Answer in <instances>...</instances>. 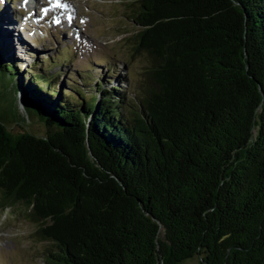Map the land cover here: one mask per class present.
<instances>
[{
	"label": "trees",
	"instance_id": "trees-1",
	"mask_svg": "<svg viewBox=\"0 0 264 264\" xmlns=\"http://www.w3.org/2000/svg\"><path fill=\"white\" fill-rule=\"evenodd\" d=\"M134 2L139 97L78 103L0 43V207L49 264H264V0Z\"/></svg>",
	"mask_w": 264,
	"mask_h": 264
},
{
	"label": "rangeland",
	"instance_id": "rangeland-1",
	"mask_svg": "<svg viewBox=\"0 0 264 264\" xmlns=\"http://www.w3.org/2000/svg\"><path fill=\"white\" fill-rule=\"evenodd\" d=\"M134 1L70 0L68 3L74 6V11L71 13L75 15L76 19L74 28L65 25V21L55 25L56 19L53 18L52 23L49 20H44L37 23L31 31L23 33L21 26L26 17L30 15L32 18L33 14L37 17L38 7L36 6V10L33 9V6L38 4L37 0H32L30 5H25L24 9H21L18 0L12 2L6 0L5 10H11V18L7 13L9 18L13 22L21 20L17 26L13 25L14 32H20L28 43L26 48H29L27 55H23L22 59L16 54L21 60V63L18 64L19 69L25 73L27 78L34 73L40 74L44 68L47 69L48 74L54 73L59 70L57 66L60 64L57 63L56 66L49 67L48 55L55 57L59 53L58 49L69 46L73 51L70 50V53H74L73 58L71 62L69 60L63 62L64 67L62 64L60 65L64 74L60 73L57 77V83L61 87L62 93L72 94L78 103L88 101L91 87L99 76L106 74L116 76L117 73L121 75L122 71L125 73L126 82L120 89L128 91L127 97H139L141 79H144L142 70L144 71L143 68L146 67L143 56L146 55L131 56L132 36L138 29L130 17V8L135 3ZM10 19L7 23L10 24L9 27L12 24ZM3 26L5 28L6 25L3 24ZM3 26L0 25V30H3ZM52 28L57 29L53 34L49 33ZM4 31L6 32H3L2 35L8 41L9 46L15 47L18 40L15 42L8 27ZM38 31L46 36L39 38L35 35V33H39ZM16 51L19 52L18 49ZM80 71L94 76L93 79H88L91 83L79 84L81 82L78 75ZM81 77L86 76L82 74ZM77 86L83 88V96L79 95ZM21 105L19 100L18 106L21 107ZM22 113L28 123L26 113ZM14 132H19V130L16 129ZM37 227L38 222L27 217L26 214L17 213L16 209L12 210L10 207H0V250L4 251V254L0 252V259L3 264L12 263V261L13 264H49L45 260V254L51 248V242L35 233ZM17 249L18 252H16ZM200 263L201 256L199 255H192L182 262V264ZM0 264H2L1 261Z\"/></svg>",
	"mask_w": 264,
	"mask_h": 264
},
{
	"label": "bare ground",
	"instance_id": "bare-ground-1",
	"mask_svg": "<svg viewBox=\"0 0 264 264\" xmlns=\"http://www.w3.org/2000/svg\"><path fill=\"white\" fill-rule=\"evenodd\" d=\"M11 39V38H10Z\"/></svg>",
	"mask_w": 264,
	"mask_h": 264
},
{
	"label": "snow or ice",
	"instance_id": "snow-or-ice-1",
	"mask_svg": "<svg viewBox=\"0 0 264 264\" xmlns=\"http://www.w3.org/2000/svg\"><path fill=\"white\" fill-rule=\"evenodd\" d=\"M46 11V10H45Z\"/></svg>",
	"mask_w": 264,
	"mask_h": 264
}]
</instances>
